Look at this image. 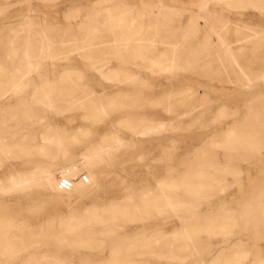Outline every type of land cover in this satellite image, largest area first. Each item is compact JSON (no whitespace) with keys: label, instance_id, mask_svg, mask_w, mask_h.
Returning a JSON list of instances; mask_svg holds the SVG:
<instances>
[{"label":"rangeland","instance_id":"374dc122","mask_svg":"<svg viewBox=\"0 0 264 264\" xmlns=\"http://www.w3.org/2000/svg\"><path fill=\"white\" fill-rule=\"evenodd\" d=\"M261 74L264 0H0V264H264Z\"/></svg>","mask_w":264,"mask_h":264},{"label":"bare ground","instance_id":"6f19581e","mask_svg":"<svg viewBox=\"0 0 264 264\" xmlns=\"http://www.w3.org/2000/svg\"><path fill=\"white\" fill-rule=\"evenodd\" d=\"M27 35V34H26ZM43 39H49V37H42ZM28 40V39H27ZM27 43V41H26ZM28 44V43H27ZM242 50V48L240 49ZM24 56H25V62H26V69L29 73H33L35 72L36 68L35 66L31 65L29 59H28V56H27V52H26V49H25V52H24ZM173 58V57H172ZM109 63V62H108ZM248 68V67H247ZM169 69V68H168ZM167 69V70H168ZM28 75V74H27ZM26 75V76H27ZM257 80L259 81H264V74H261L259 75L257 78ZM39 88H41V86H39ZM39 90V89H38ZM42 92V89L40 90ZM62 90L59 89L56 90L53 88V91L51 90V94H52V97L54 99V96L57 97V96H62ZM59 92V93H57ZM76 90H74V92L71 90V93H75ZM40 93V92H39ZM9 94V93H8ZM39 96H42V93L38 94ZM37 96V95H36ZM98 98V96H97ZM49 99V98H48ZM105 113V112H104ZM101 114V113H100ZM251 123H248V126L250 125ZM163 125V124H162ZM165 125V124H164ZM246 129L245 128H241L236 135H238V139H235L233 140L232 144H239V145H242V146H250L251 145V141L254 140V139H257V140H264V129H261L258 133H256V135H258L256 138H252L249 134H247V131H245ZM139 137V136H138ZM117 142L120 144L123 143V141L121 139H119L118 137L116 138ZM116 149V148H114ZM84 161L86 160H89L90 159V156L89 155H85L83 157ZM95 157L93 158V161H94ZM71 165L73 166H76L77 163H71ZM52 168H48L47 169V172L45 173V177H49L52 173H53V170H51ZM220 175V172L216 171V169H213L212 171H209V175L205 176L207 177L208 179H205L203 176H201L200 178H195V179H191V181H188V182H185L184 184V188L187 189V190H194V191H200V190H203L205 189L207 186L209 187V183H212L214 184V182H216L217 180V177ZM49 179V178H48ZM25 182L21 181L19 183L20 184H23ZM18 184H14L13 187H12V190H16ZM222 190V189H221ZM145 205V203H142V202H138L135 204V206H143ZM244 222H245V225L246 227L242 228V229H250V230H253L254 232H258L260 231V228L264 227V206H260V209L256 210L255 212H253V215H249L247 216L245 219H244ZM93 230V229H92ZM91 230V231H92ZM95 232V230H93ZM102 232L101 233H107L108 231H110L109 228H104L103 230H101ZM74 237H77L78 234H73ZM138 239H136V242L138 241L139 245L141 244H146V243H143V242H149L150 241V236L148 233H146L144 230H142L139 235L137 236ZM159 238H168L167 236L164 237V235H160ZM175 242L177 243H182L183 238H181L178 235L175 236L174 238ZM140 247V246H139ZM146 251H148L146 249ZM146 251H142V250H136L134 251L135 254H145ZM130 252V247L128 248H124V250L122 251L123 254L125 253H128ZM152 253V252H151Z\"/></svg>","mask_w":264,"mask_h":264}]
</instances>
